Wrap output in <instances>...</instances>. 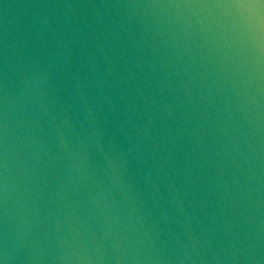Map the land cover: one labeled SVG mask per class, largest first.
I'll return each instance as SVG.
<instances>
[{"label":"water","instance_id":"water-1","mask_svg":"<svg viewBox=\"0 0 264 264\" xmlns=\"http://www.w3.org/2000/svg\"><path fill=\"white\" fill-rule=\"evenodd\" d=\"M0 264H264V0H0Z\"/></svg>","mask_w":264,"mask_h":264}]
</instances>
